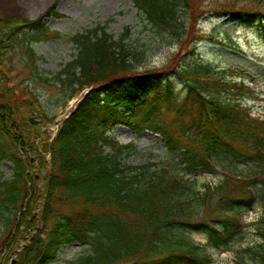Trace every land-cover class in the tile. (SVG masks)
Returning a JSON list of instances; mask_svg holds the SVG:
<instances>
[{
    "label": "trees",
    "instance_id": "1",
    "mask_svg": "<svg viewBox=\"0 0 264 264\" xmlns=\"http://www.w3.org/2000/svg\"><path fill=\"white\" fill-rule=\"evenodd\" d=\"M198 1L132 0L148 25L179 45L185 42V16L191 15L193 23L198 20ZM214 10L238 21L264 22V1ZM50 15L60 16L55 5L32 20L0 18V157L15 167L12 180L0 181V207L11 212L21 203L20 214L11 217L0 211V221L8 235L4 245L14 237L26 242L16 264H51L63 247L75 243L89 250L74 264H212L208 248L228 246L243 227L238 211L256 206L262 210L263 242L237 252L235 264H264V117L253 116L234 98V90L245 85L202 61L185 65L180 73L187 92L178 103L179 128L163 127L161 105L170 100L173 85L164 79L165 68L140 69L145 51L129 43L131 27L118 37L106 24L72 35L75 57L53 78L43 77L32 42L52 32L44 22ZM18 43L25 46L34 76L55 81L63 90L91 88L57 135L45 142L51 169L40 179L31 172L28 153L34 145L29 129L38 135L40 128L23 111L41 103L31 89L18 94L8 84L12 77L4 60L6 50ZM117 125L160 133L169 150L166 162L156 169L126 163L123 156L136 147L109 135ZM1 134L11 140L2 141ZM12 145H19L23 156L11 151ZM236 165L247 171L232 172ZM220 167L227 172L215 186L200 188L193 179ZM33 179L46 183L41 229L37 201L28 187ZM55 200L78 203L69 213L54 215ZM189 230L204 232L206 244L191 238Z\"/></svg>",
    "mask_w": 264,
    "mask_h": 264
},
{
    "label": "rangeland",
    "instance_id": "2",
    "mask_svg": "<svg viewBox=\"0 0 264 264\" xmlns=\"http://www.w3.org/2000/svg\"><path fill=\"white\" fill-rule=\"evenodd\" d=\"M246 1L248 0H199L200 11L196 14L198 20L193 23L190 21L191 15L185 16V42L182 45L175 44L169 35L159 33L148 25L144 14L137 9L132 0H0V18L18 16L32 20L51 5H55V11L60 16L50 15L44 18L46 26L52 32L32 42L38 56L36 64L39 67V73L43 77L52 78L77 53L71 41L72 35L106 24L107 31L118 37L126 27H131L129 43L132 48L145 51L140 69L165 68L164 79L172 82L170 100L161 105L159 120L163 127L167 126L170 129L178 127L181 122L177 108L187 92L186 78L180 70L185 65L197 61L212 66L218 73L226 75L228 80L243 83L246 88L235 89L234 98H238L253 116L264 117V22L260 23L258 19L252 22L238 21L234 20L232 15H225L219 10H214L224 4L238 6ZM253 1L259 5L264 0ZM4 60L10 68L12 77L8 84L14 86L18 94L24 92L26 88L31 89L41 103L39 106L30 105L23 111L26 116L35 118L40 128L38 135L33 128L29 129L30 140L34 145L28 148V153L32 157L31 172L40 179L51 169V154L46 151L45 142L49 137L55 136L60 129L58 118L67 112H73L74 107L79 105L75 103L79 97L75 94L81 89L74 92L71 89L63 90L55 81L47 83L34 76L31 61L23 43H18L13 48L9 47ZM85 92H88L87 97H89L91 88L86 89ZM109 135L119 140L121 144L135 145V151L123 156L126 163L146 165L156 169L166 162L169 150L160 133L150 129L139 130L127 125H117L109 132ZM8 136L1 134V140H11ZM35 144H38V149L35 148ZM11 151L23 153L19 145L16 147L12 145ZM14 171V163L10 160H2L0 157V181L12 180ZM246 171L244 165H236L232 172L240 174ZM225 172L227 170L224 171L220 167L215 173L205 172L194 176L193 179L200 188L207 183L215 186L221 182ZM28 187L31 198L37 201L35 212L39 216L37 226L41 229L44 224V201L47 197L46 183L43 180L33 179ZM33 203L35 202L30 204ZM77 203L78 201L55 200L52 204L53 214L69 213ZM20 206L21 203H18L17 208L11 212L0 207V211L3 215L14 217L21 213ZM23 212H26V208ZM238 212L243 215L242 230L228 246L220 249L208 248L212 254V264H235L237 252L263 242L259 233L262 226L259 220L262 210L259 206ZM47 215L49 216V212ZM20 230H23L22 227L15 232ZM4 232H7L4 222L0 221V264L19 263L26 242L22 238L18 241L14 237L7 245H4L8 237L4 235ZM188 233L196 242L206 244L208 241L204 232L189 230ZM88 250L87 245L80 243L67 245L63 247L58 259L51 264H74ZM252 264L262 263L253 262Z\"/></svg>",
    "mask_w": 264,
    "mask_h": 264
},
{
    "label": "water",
    "instance_id": "3",
    "mask_svg": "<svg viewBox=\"0 0 264 264\" xmlns=\"http://www.w3.org/2000/svg\"><path fill=\"white\" fill-rule=\"evenodd\" d=\"M65 118H66V116L62 117L61 122H63ZM30 121H31V123H33V124H37V123H38L37 121H35V118H33V117H31Z\"/></svg>",
    "mask_w": 264,
    "mask_h": 264
}]
</instances>
